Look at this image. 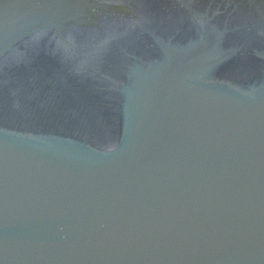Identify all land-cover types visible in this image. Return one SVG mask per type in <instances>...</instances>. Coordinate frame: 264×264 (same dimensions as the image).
<instances>
[{"label":"water","instance_id":"obj_1","mask_svg":"<svg viewBox=\"0 0 264 264\" xmlns=\"http://www.w3.org/2000/svg\"><path fill=\"white\" fill-rule=\"evenodd\" d=\"M0 264H264V0H0Z\"/></svg>","mask_w":264,"mask_h":264}]
</instances>
